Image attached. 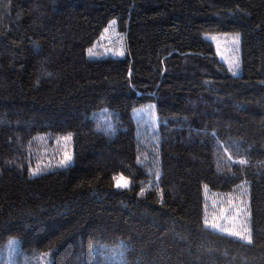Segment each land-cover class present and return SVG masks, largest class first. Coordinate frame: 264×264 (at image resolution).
<instances>
[{"label": "trees", "instance_id": "16d2710c", "mask_svg": "<svg viewBox=\"0 0 264 264\" xmlns=\"http://www.w3.org/2000/svg\"><path fill=\"white\" fill-rule=\"evenodd\" d=\"M110 21L126 55L90 56ZM237 34L234 75L209 37ZM146 106L153 129L134 113ZM243 185L251 243L203 223L206 189ZM114 252L264 264V0H0V264Z\"/></svg>", "mask_w": 264, "mask_h": 264}, {"label": "rangeland", "instance_id": "374dc122", "mask_svg": "<svg viewBox=\"0 0 264 264\" xmlns=\"http://www.w3.org/2000/svg\"><path fill=\"white\" fill-rule=\"evenodd\" d=\"M235 37L236 35H213L210 36L209 38L214 43L219 58L227 65L229 70L230 67H232V70L230 71L234 75H238L240 72V62H241L240 39H239V44L235 45L233 43ZM127 49H128L127 36L125 34L120 33L116 27V23H114V24H110L107 27V29L104 31L99 41L93 46V48L91 49L90 56L92 57L110 56V57L119 58V57H124L126 55ZM120 52H123V55H120L119 54ZM233 62L238 63V67L233 66ZM134 113L137 120H139V122H142L143 124H149V128L153 129L158 124V117L154 106H146L144 108L139 109L136 112L134 111ZM65 151H67L66 152L67 155L70 156V152H68L67 150V144L65 145V141H62L60 143L59 149L55 150V152L57 153L60 152L59 154L62 157V154H64ZM57 160L60 163L59 159ZM242 192H246V194L242 195L241 194ZM229 200H232L233 204L240 205L241 207H243L244 203L246 202L247 207L249 209V214L247 216L244 215L238 216L237 220L235 221V228L237 230H241L243 227H247L250 230V234H251V220H250L251 213L249 206V196H248L247 186L245 185L241 186L236 191L230 194L213 193L208 189H206L205 211L207 217L209 218V220H211L214 215H219L221 207L224 208L229 207L228 204ZM227 214H232V213H227ZM221 223H227L228 227H233V224L231 222H225L222 220ZM222 234L229 235L226 233H222Z\"/></svg>", "mask_w": 264, "mask_h": 264}, {"label": "snow or ice", "instance_id": "6c2138e0", "mask_svg": "<svg viewBox=\"0 0 264 264\" xmlns=\"http://www.w3.org/2000/svg\"><path fill=\"white\" fill-rule=\"evenodd\" d=\"M109 23L114 24L115 21H110ZM233 43L235 45L239 44V35L238 34L235 37V39L233 40ZM89 53L91 54V49H89ZM119 54L123 55V52H120ZM233 66L238 67V63L233 62ZM230 70H232V67H230ZM94 116H95V114H94ZM97 127H98V130L106 132V133H112L115 130L111 120L104 121L103 126H101L100 122H98ZM67 138L70 139L71 134H69V136ZM70 160H71V156H68L67 153H65V159L61 160L60 164L65 165ZM239 162L241 164L246 163V161H244V160H240ZM29 172H30V175L35 176V175L39 174L40 169L39 168L33 169L30 167ZM157 175H159V173H157ZM113 180L115 181L117 187L127 188L129 186V182L123 176H121L119 178L114 176ZM244 183H246V182H244ZM144 191H145V189L142 187L140 190V193H138V195H142L144 193ZM241 194L245 195L246 192H242ZM228 204H229L228 208L221 207L220 214L214 215L211 220H209V218L206 215L203 218L204 225L208 228L217 230L221 233H226V234H229L233 237H236L241 241L251 243L252 237L250 234V230L247 227H243L241 230H237L235 228V221L237 220L238 216H240V215L247 216L249 214V209L247 207L246 202L244 203L243 207H241L240 205H237V204H233L232 200H229ZM227 213H232V214H227ZM222 220L225 222H231L233 224V227H228L227 223H221ZM121 244H122V242H121ZM121 255H122V253H120V252H114L113 257L109 261V264H122L121 261H118L115 259L116 256H121Z\"/></svg>", "mask_w": 264, "mask_h": 264}]
</instances>
